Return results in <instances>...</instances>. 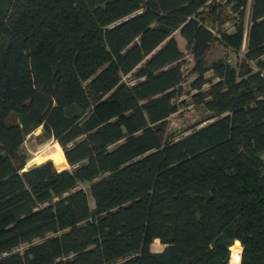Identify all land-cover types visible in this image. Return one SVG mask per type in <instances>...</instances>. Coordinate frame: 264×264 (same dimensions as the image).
<instances>
[{
    "label": "trees",
    "instance_id": "trees-1",
    "mask_svg": "<svg viewBox=\"0 0 264 264\" xmlns=\"http://www.w3.org/2000/svg\"><path fill=\"white\" fill-rule=\"evenodd\" d=\"M224 1L216 35L211 0H0V264H228L235 241L264 264V0L246 27ZM177 30L204 115L174 135ZM216 40L238 66H207ZM38 127L63 157L26 168Z\"/></svg>",
    "mask_w": 264,
    "mask_h": 264
},
{
    "label": "rangeland",
    "instance_id": "rangeland-1",
    "mask_svg": "<svg viewBox=\"0 0 264 264\" xmlns=\"http://www.w3.org/2000/svg\"><path fill=\"white\" fill-rule=\"evenodd\" d=\"M250 3L251 0H248L243 12L244 17L242 20L245 27L247 26L249 20ZM212 6H215L214 11L212 10ZM201 14L205 17L206 25H208L216 35L224 31L232 32L234 29L233 26L232 28H227V26H225V21L232 23L233 21L235 22L236 20H239V16L234 13L231 5H228L224 0H211V3L207 4V6L202 9ZM173 36L177 40L181 51L184 52L183 60L180 62L184 80L182 83V94L177 96L174 100L176 104H179V108L168 117L166 126L167 134L178 135L179 132L187 131L188 128L197 125L204 113L201 111L200 107L194 106L190 101V94L196 91L191 88V82L196 78V73L192 70L194 64L191 51H189L186 45V39H183L180 36L178 30L173 33ZM243 52L242 48L240 51H235L216 40L212 43L209 48V52L206 55L207 66L211 67L214 62L221 60L229 62L232 66H238L243 59ZM205 75L213 77L211 75V69H209ZM41 130L42 128L38 127L34 131H31V133L27 134L21 146V151L27 157L26 168H30V166L39 164L41 163L40 161L43 162L48 159L57 162L63 157V151L59 143H57V141L53 138L45 137ZM50 155L52 158L48 157ZM55 165L59 169L66 168L68 166L67 163L65 164V159L61 163H55ZM88 186L89 185L86 182L79 183V187L83 188L84 191L87 192L90 206L93 207V198L88 191ZM161 248H163V244L158 239H155L151 244V249L153 251H160ZM235 248L239 249L240 255V248L236 246L233 247V250Z\"/></svg>",
    "mask_w": 264,
    "mask_h": 264
},
{
    "label": "bare ground",
    "instance_id": "bare-ground-1",
    "mask_svg": "<svg viewBox=\"0 0 264 264\" xmlns=\"http://www.w3.org/2000/svg\"><path fill=\"white\" fill-rule=\"evenodd\" d=\"M48 157L52 158L51 155L48 156ZM40 162H42V161H40ZM236 246L240 248V245H238V242L235 243L234 245H231V254H230V256H231L230 257L231 258V264H238L240 262V260H241V258H240L241 252H240V255H239V249L235 248L233 250V247H236ZM240 250H241V248H240ZM232 252H233V255H232Z\"/></svg>",
    "mask_w": 264,
    "mask_h": 264
},
{
    "label": "built area",
    "instance_id": "built-area-1",
    "mask_svg": "<svg viewBox=\"0 0 264 264\" xmlns=\"http://www.w3.org/2000/svg\"><path fill=\"white\" fill-rule=\"evenodd\" d=\"M237 242H238V245H240V244H239V241H235V243H237ZM235 243H234V244H235ZM234 244H232V245H234ZM240 248H241V250H242V245H240ZM230 254H231V246H230ZM229 258H230V256H229ZM240 261H241V260H240ZM228 264H231V258H230ZM238 264H240V262H239Z\"/></svg>",
    "mask_w": 264,
    "mask_h": 264
}]
</instances>
